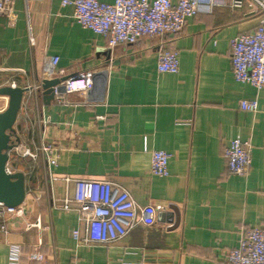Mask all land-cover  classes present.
<instances>
[{
  "label": "crops",
  "instance_id": "0c3cea01",
  "mask_svg": "<svg viewBox=\"0 0 264 264\" xmlns=\"http://www.w3.org/2000/svg\"><path fill=\"white\" fill-rule=\"evenodd\" d=\"M14 10L13 27L0 17L1 86L35 84L50 57L58 58L55 78L91 72L94 85L86 99L55 97L46 106L41 95L36 108L27 105L29 121L19 113V143L50 145L55 164L39 155L26 177L25 215L0 234V264H10L12 246L17 264H225L239 227H264V87L237 82L230 60L231 40L256 28L257 15L223 4L189 19L177 35L109 49L60 0H14ZM163 46L178 53L175 74L157 72ZM252 100L255 113L239 109ZM232 139L251 147L245 176L226 168ZM153 151L171 155L167 177L149 173ZM62 176L121 185L137 204L156 208L154 225H137L112 244H78L72 232L82 237L84 228L77 214L52 209L64 193L54 178ZM37 218L39 229H25Z\"/></svg>",
  "mask_w": 264,
  "mask_h": 264
},
{
  "label": "built area",
  "instance_id": "2783aa9c",
  "mask_svg": "<svg viewBox=\"0 0 264 264\" xmlns=\"http://www.w3.org/2000/svg\"><path fill=\"white\" fill-rule=\"evenodd\" d=\"M223 4L232 10H244L259 18L256 28L231 40L230 60L234 79L260 91L264 87V0H114L112 3L99 0H60L61 7L72 8V18L76 23L105 38L109 49L138 45L143 38L177 35L189 19L199 13H211L213 7ZM0 17L6 19L8 26L15 25L17 15L14 0H0ZM31 38L29 31V39L32 40ZM57 64V57L46 58L37 82L23 87L27 92L23 95L19 113L23 112L26 121H29L28 112L31 111L27 105L37 107L42 93L41 81L56 77ZM156 69L158 73H177V51L161 47ZM93 76L91 72H84L68 78L60 84L59 91L55 89V97L62 99L81 95L86 99L94 85ZM8 86L16 87L14 82ZM0 98L6 99L7 106V98ZM257 108L256 100L241 101L239 104V109L244 112L255 113ZM39 155L44 157L49 167L55 164L50 145L41 143L39 147L32 148L15 143L9 152L6 172H22L26 181V177L33 172ZM170 158L171 155L164 151H153L149 173L156 177H167ZM223 158L230 174L245 176L251 166V147L240 139H232L223 152ZM54 179L61 182L64 193L52 199V209L77 214L78 222L84 228L82 237L78 230L72 232V237L78 244H112L125 238L137 225L149 227L155 223L156 208L151 204H137L121 185L108 180L71 176ZM23 204L17 208H8L0 203V234L9 232L10 220L24 217ZM40 225V219L37 218L35 223L26 224L25 229H39ZM238 234V244L226 253L225 264H264V227L248 229L241 226ZM19 257L18 247H10V264H17Z\"/></svg>",
  "mask_w": 264,
  "mask_h": 264
},
{
  "label": "water",
  "instance_id": "95a60500",
  "mask_svg": "<svg viewBox=\"0 0 264 264\" xmlns=\"http://www.w3.org/2000/svg\"><path fill=\"white\" fill-rule=\"evenodd\" d=\"M108 59V56H107ZM68 78L43 79L41 81L42 102L48 106L55 99V89ZM27 92L23 87H0V97L7 98V106L0 112V203L8 208H17L23 204L26 195L25 176L22 172L8 174L6 164L9 152L19 142L15 124L20 112L22 98ZM14 139V140H13Z\"/></svg>",
  "mask_w": 264,
  "mask_h": 264
},
{
  "label": "rangeland",
  "instance_id": "374dc122",
  "mask_svg": "<svg viewBox=\"0 0 264 264\" xmlns=\"http://www.w3.org/2000/svg\"><path fill=\"white\" fill-rule=\"evenodd\" d=\"M5 106H6V102H5V100H4V102L0 104V108H3V107H5Z\"/></svg>",
  "mask_w": 264,
  "mask_h": 264
}]
</instances>
